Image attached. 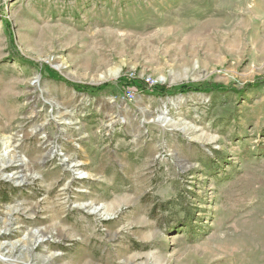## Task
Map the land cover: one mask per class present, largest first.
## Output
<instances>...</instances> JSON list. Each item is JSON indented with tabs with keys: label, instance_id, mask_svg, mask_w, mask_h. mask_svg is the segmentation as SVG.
<instances>
[{
	"label": "rangeland",
	"instance_id": "1",
	"mask_svg": "<svg viewBox=\"0 0 264 264\" xmlns=\"http://www.w3.org/2000/svg\"><path fill=\"white\" fill-rule=\"evenodd\" d=\"M0 264H264V0H0Z\"/></svg>",
	"mask_w": 264,
	"mask_h": 264
},
{
	"label": "trees",
	"instance_id": "2",
	"mask_svg": "<svg viewBox=\"0 0 264 264\" xmlns=\"http://www.w3.org/2000/svg\"><path fill=\"white\" fill-rule=\"evenodd\" d=\"M126 85L131 86L133 89L138 90L140 92H149V91H156L159 95L165 93V88L159 84L150 85L149 83L145 81H125ZM224 90L225 88L223 86H211L207 85L205 87L203 86H196V85H188L181 87V92L186 93L190 91H208V90Z\"/></svg>",
	"mask_w": 264,
	"mask_h": 264
},
{
	"label": "built area",
	"instance_id": "3",
	"mask_svg": "<svg viewBox=\"0 0 264 264\" xmlns=\"http://www.w3.org/2000/svg\"><path fill=\"white\" fill-rule=\"evenodd\" d=\"M147 83H149L151 86L154 85L149 79H147Z\"/></svg>",
	"mask_w": 264,
	"mask_h": 264
}]
</instances>
